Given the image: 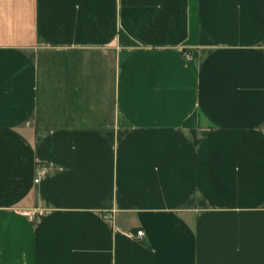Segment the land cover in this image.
<instances>
[{"label": "crops", "instance_id": "obj_1", "mask_svg": "<svg viewBox=\"0 0 264 264\" xmlns=\"http://www.w3.org/2000/svg\"><path fill=\"white\" fill-rule=\"evenodd\" d=\"M0 264H264V0H0Z\"/></svg>", "mask_w": 264, "mask_h": 264}, {"label": "built area", "instance_id": "obj_2", "mask_svg": "<svg viewBox=\"0 0 264 264\" xmlns=\"http://www.w3.org/2000/svg\"><path fill=\"white\" fill-rule=\"evenodd\" d=\"M37 181H38V178L35 179V182H37ZM136 235H137V237H141L143 235V231L142 230H137L136 231Z\"/></svg>", "mask_w": 264, "mask_h": 264}]
</instances>
